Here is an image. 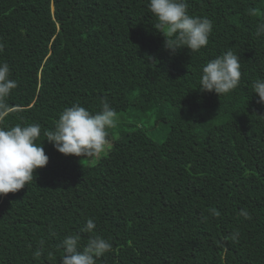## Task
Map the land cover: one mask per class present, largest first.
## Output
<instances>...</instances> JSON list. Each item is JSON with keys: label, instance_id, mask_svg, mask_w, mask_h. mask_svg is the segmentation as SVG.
Masks as SVG:
<instances>
[{"label": "trees", "instance_id": "obj_1", "mask_svg": "<svg viewBox=\"0 0 264 264\" xmlns=\"http://www.w3.org/2000/svg\"><path fill=\"white\" fill-rule=\"evenodd\" d=\"M187 2L213 21L209 43L171 54L148 0H0V62L18 84L5 125L40 124L49 157L0 195V264H60L69 234L109 240L96 264H264V0ZM229 49L240 84L201 92L202 67ZM103 100L119 119L97 159L46 140L65 108Z\"/></svg>", "mask_w": 264, "mask_h": 264}, {"label": "clouds", "instance_id": "obj_2", "mask_svg": "<svg viewBox=\"0 0 264 264\" xmlns=\"http://www.w3.org/2000/svg\"><path fill=\"white\" fill-rule=\"evenodd\" d=\"M187 0H148V9L155 17L153 29L164 36L163 47L171 54L182 48L199 51L209 43L213 21L207 17L190 15ZM251 15L257 10L251 9ZM256 36L264 35V22L258 24ZM11 70L7 62H0V195L16 193L34 181L35 170L47 165L49 157L41 144L36 143L42 128L38 123L5 125L12 109L7 98L18 87L17 81L10 78ZM240 56L232 50L208 61L201 70L199 89L201 92H214L226 95L238 87L241 80ZM258 102L264 104V79L258 78L252 85ZM118 113L103 100L98 112H90L80 104L65 108L54 128L43 134L53 148L65 156L91 158L100 156L110 147V129L117 126ZM212 214L219 216L216 209ZM240 215L251 219L248 211ZM94 219L86 221L83 232L93 233ZM238 231L232 234L236 240ZM44 241H41V247ZM64 251L60 264H96L97 258L112 250L108 239L92 235L81 244L79 234H69L62 241ZM41 255V251L34 253Z\"/></svg>", "mask_w": 264, "mask_h": 264}, {"label": "rangeland", "instance_id": "obj_3", "mask_svg": "<svg viewBox=\"0 0 264 264\" xmlns=\"http://www.w3.org/2000/svg\"><path fill=\"white\" fill-rule=\"evenodd\" d=\"M99 156H94V157H91L90 160H95L97 159Z\"/></svg>", "mask_w": 264, "mask_h": 264}]
</instances>
